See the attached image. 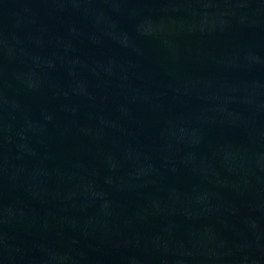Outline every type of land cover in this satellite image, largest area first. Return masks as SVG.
I'll return each mask as SVG.
<instances>
[{
	"label": "water",
	"instance_id": "95a60500",
	"mask_svg": "<svg viewBox=\"0 0 264 264\" xmlns=\"http://www.w3.org/2000/svg\"><path fill=\"white\" fill-rule=\"evenodd\" d=\"M0 264H264V0H0Z\"/></svg>",
	"mask_w": 264,
	"mask_h": 264
}]
</instances>
